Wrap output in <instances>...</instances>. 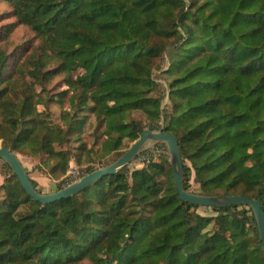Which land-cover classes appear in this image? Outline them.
I'll use <instances>...</instances> for the list:
<instances>
[{
  "label": "trees",
  "instance_id": "obj_1",
  "mask_svg": "<svg viewBox=\"0 0 264 264\" xmlns=\"http://www.w3.org/2000/svg\"><path fill=\"white\" fill-rule=\"evenodd\" d=\"M0 4L13 18L0 24V144L37 160L54 191L71 158L87 174L162 128L177 138L186 190L255 198L264 213V0ZM18 25L36 43L12 44ZM90 116L98 149L83 137ZM0 164V264H264L251 208L181 200L167 157L46 204Z\"/></svg>",
  "mask_w": 264,
  "mask_h": 264
},
{
  "label": "water",
  "instance_id": "obj_2",
  "mask_svg": "<svg viewBox=\"0 0 264 264\" xmlns=\"http://www.w3.org/2000/svg\"><path fill=\"white\" fill-rule=\"evenodd\" d=\"M160 142L163 143L167 149L173 181L181 200L190 204L208 207H226L242 204L251 208L261 241L262 256L264 259V213L260 203L255 198L247 196L227 194L205 195L186 190L183 185L184 169L177 138L173 133L163 131L162 128L144 129L139 138L114 161L51 192H42L34 187L25 166L22 164L19 157L14 152L10 151L9 148L5 146L0 147V160H3L11 168L12 172L17 176L22 188L33 200L41 204H46L77 194L102 176L116 173L124 166L132 163L142 152Z\"/></svg>",
  "mask_w": 264,
  "mask_h": 264
},
{
  "label": "rangeland",
  "instance_id": "obj_3",
  "mask_svg": "<svg viewBox=\"0 0 264 264\" xmlns=\"http://www.w3.org/2000/svg\"><path fill=\"white\" fill-rule=\"evenodd\" d=\"M6 11L9 12V7L7 5H5V4H0V14L3 15V13L6 12ZM0 20H1L0 21V24H4V23H7V22L12 21L13 18L8 13V14L4 15L3 17H1ZM28 41L29 42H32V43H36L35 42V39L33 37L32 31H30L26 26H23V25L16 26L15 30L10 35V42L12 44H14V45L15 44H19V43H23V44L27 45V42ZM154 77L161 84L164 83V81H163L162 77H160V74H159L158 71H156L154 73ZM61 78H62V76L59 75V76L55 77L54 80L51 83H48L46 85V91H47V93L49 95L54 94V93H56L57 91H59V90H61L63 88V84L60 81ZM29 80H30V78H29ZM34 88L37 91L40 90V87L38 85H35ZM37 108L39 110H42L43 109V106L42 105H38ZM47 108H48V110H49V112L51 114V119L54 122L59 123V121H60V111H61L59 104L54 103V102H51V103H49L47 105ZM135 115H136L137 118H139L141 116L140 113H136ZM88 122L90 123V125L88 126V129H84V133H83L84 140L89 145H91V144L93 145V142L94 141L97 142V143L94 144V148L98 149L99 148V143L101 142V140L103 139V137H102L101 134L98 135V137H96L97 134L94 135V136L92 135V131L94 130V127H92V125L94 126V124H96V121L93 118V116H90L89 117ZM132 143H130L129 145H131ZM70 145L71 146H74L75 145V142H71ZM0 147H1V144H0ZM96 149H94V150H96ZM142 153L140 155L147 154L148 156H151V158H154L156 160H159V159L162 160L165 157L168 158V154H167L166 147L163 146V145H161V144H158V143H157V145L154 144L150 148H148L146 151H144L145 154H142ZM139 156L132 163L129 164V168L141 167L142 166V164L140 163V160H139ZM18 157L21 160L22 164L25 166L26 170L29 171V173H31V175L33 177H35L39 181L38 187L42 190V192H46V189L48 188V185L51 182L44 175V174H46L45 173V170H43L44 172L43 171L41 172L40 170H38L39 169L38 168L36 171H34L33 169H35L34 166L37 164V160H32V159H30L28 157H25L23 155H18ZM73 166H75L78 169L79 175H80L79 177L85 175V165H83V166L80 167V166H78L75 163L74 159L71 158L70 161H69V163H68L67 170L70 167L72 168ZM64 176H65V174L62 176V179H63ZM2 181H3V171L1 169V164H0V184L2 183ZM62 185L65 186L64 184H62ZM0 195H1V191H0ZM199 211L202 214H210L211 213L210 211L203 210V209H200Z\"/></svg>",
  "mask_w": 264,
  "mask_h": 264
},
{
  "label": "built area",
  "instance_id": "obj_4",
  "mask_svg": "<svg viewBox=\"0 0 264 264\" xmlns=\"http://www.w3.org/2000/svg\"><path fill=\"white\" fill-rule=\"evenodd\" d=\"M141 158V159H140ZM140 163L143 164V162H148L149 161V156L147 154L145 155H140L139 156ZM79 171L78 169L73 166L72 168L70 167L67 172L65 173V176L63 177V184L68 185L72 183L74 180L79 178Z\"/></svg>",
  "mask_w": 264,
  "mask_h": 264
},
{
  "label": "crops",
  "instance_id": "obj_5",
  "mask_svg": "<svg viewBox=\"0 0 264 264\" xmlns=\"http://www.w3.org/2000/svg\"><path fill=\"white\" fill-rule=\"evenodd\" d=\"M33 170L36 171V169H33ZM29 175H30L31 178L35 179V180L37 181L38 185H39V181H38L35 177H33V176L31 175V173H29ZM45 176H46V175H45ZM46 177H47V176H46ZM47 178L50 180L51 183L48 185V188L46 189V192L54 191L53 189H54V187L56 186L55 181L52 180V179H50L49 177H47Z\"/></svg>",
  "mask_w": 264,
  "mask_h": 264
}]
</instances>
